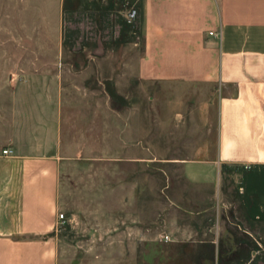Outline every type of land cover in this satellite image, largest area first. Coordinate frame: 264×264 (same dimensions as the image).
Masks as SVG:
<instances>
[{"label":"crops","instance_id":"0c3cea01","mask_svg":"<svg viewBox=\"0 0 264 264\" xmlns=\"http://www.w3.org/2000/svg\"><path fill=\"white\" fill-rule=\"evenodd\" d=\"M71 1L0 0V264H59L63 173L81 152L85 160L108 152L93 148L97 129L115 132L117 154L125 144L140 152L147 136L148 156L131 158L177 165L185 182L210 188L220 203L235 169V185L243 179L262 203L247 216L264 223V0H131L143 34L131 87L122 72L107 75V56L70 45ZM141 81L183 85L176 109L150 113L147 129ZM86 105L107 111H77ZM165 122L179 139L157 149ZM200 198L183 193V201Z\"/></svg>","mask_w":264,"mask_h":264},{"label":"rangeland","instance_id":"374dc122","mask_svg":"<svg viewBox=\"0 0 264 264\" xmlns=\"http://www.w3.org/2000/svg\"><path fill=\"white\" fill-rule=\"evenodd\" d=\"M132 9L137 16L129 21ZM65 37L71 46L107 56L108 76L120 71L125 87L135 84L143 34L139 10L131 0H72L65 11ZM139 98L138 111L147 129L150 113L176 109L172 99L183 98V85L141 81ZM101 107L86 105L77 111H107ZM167 125L161 123V134L157 130L153 138L157 149L175 148L179 139L178 130L164 131ZM92 134L93 148L102 143L108 152H93L86 160L83 156L89 154L81 152L76 163L64 170L59 210L64 219L57 230L59 264H264V223L247 216L248 209L262 203L243 179L235 185L231 177L235 169L227 173V198L220 203L210 188L200 191L185 182L177 165L131 158L148 156L147 136L137 147L140 152H132V146L125 144L123 153L117 154L114 131L109 129L104 136L97 129ZM170 155L158 152L157 156ZM244 169L239 172L246 175ZM183 193L203 200L183 201ZM218 203L221 226L215 216ZM197 208L204 213L195 214ZM235 208L241 210L240 216ZM186 224L191 232L187 238L183 235Z\"/></svg>","mask_w":264,"mask_h":264},{"label":"built area","instance_id":"2783aa9c","mask_svg":"<svg viewBox=\"0 0 264 264\" xmlns=\"http://www.w3.org/2000/svg\"><path fill=\"white\" fill-rule=\"evenodd\" d=\"M136 16H137V11H136L135 9H132L131 11H129V13H128V15H127V19H128L129 21H133V20L136 18ZM10 152H11L10 149H5V150H3V153H4V154H8V153H10ZM59 218H60V220L64 219V214L61 213V214L59 215ZM166 239H169V235H166Z\"/></svg>","mask_w":264,"mask_h":264}]
</instances>
